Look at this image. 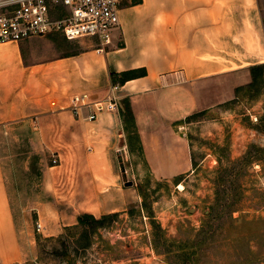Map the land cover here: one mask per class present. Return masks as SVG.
I'll return each mask as SVG.
<instances>
[{"label":"rangeland","instance_id":"374dc122","mask_svg":"<svg viewBox=\"0 0 264 264\" xmlns=\"http://www.w3.org/2000/svg\"><path fill=\"white\" fill-rule=\"evenodd\" d=\"M258 5L264 27V0ZM88 38L62 37L59 44L78 52ZM195 91L198 111L167 132L148 113L155 150L142 156L138 138L128 136L134 132L126 133L121 178L133 184L105 185L122 187L126 206L89 237L87 248L79 246L76 227L53 234L57 214L95 208L88 192L93 185H77L76 169L61 165L68 142L54 144L42 166L30 153L42 144L32 121L1 126L0 159L24 256L16 264H264V70L208 79ZM48 166H56L49 171L59 185L42 184ZM42 203L48 206L37 212Z\"/></svg>","mask_w":264,"mask_h":264},{"label":"crops","instance_id":"0c3cea01","mask_svg":"<svg viewBox=\"0 0 264 264\" xmlns=\"http://www.w3.org/2000/svg\"><path fill=\"white\" fill-rule=\"evenodd\" d=\"M119 21L110 43L88 38L90 44L78 52L63 50L61 33L0 44V127L32 121L35 141L42 144L30 153L42 166L45 153L55 151L54 144L68 142L69 148L60 153L65 161L61 165L76 169L77 185H93L87 189L93 195V211L57 214L56 235L76 225L82 213L101 216L126 206L123 188L105 185H125L121 177L126 169L119 156L124 149L128 156L125 138L130 132L124 131L118 111L99 113L93 120L88 119L91 108L74 113V96L103 100L114 86L110 73L146 69L143 77L115 84L118 100H131L137 131L128 136H138L143 156L156 149L150 111L167 132L198 111L195 86L264 63L258 0L126 1ZM135 107L142 111L137 113ZM55 167L44 168L43 185H59L49 171ZM6 185L0 159V264H16L24 256ZM41 206L48 205H38L37 212Z\"/></svg>","mask_w":264,"mask_h":264},{"label":"built area","instance_id":"2783aa9c","mask_svg":"<svg viewBox=\"0 0 264 264\" xmlns=\"http://www.w3.org/2000/svg\"><path fill=\"white\" fill-rule=\"evenodd\" d=\"M133 0H0V44L61 33L67 40L95 38L101 45L111 41L119 24V10ZM118 85L103 99L92 101L87 94L72 98L74 113L91 108L88 119L102 112H117ZM56 162V159L53 160ZM38 233L43 226L35 222Z\"/></svg>","mask_w":264,"mask_h":264},{"label":"trees","instance_id":"16d2710c","mask_svg":"<svg viewBox=\"0 0 264 264\" xmlns=\"http://www.w3.org/2000/svg\"><path fill=\"white\" fill-rule=\"evenodd\" d=\"M264 70V64L255 65L248 68V72L252 73V75H257V70ZM147 74L146 69H134L122 73H110L111 82L113 85L120 84L123 85L126 81L143 77ZM118 113L123 125V129L125 132H133L137 131L135 117L131 105V100L128 97H124L118 100ZM136 134V133H135ZM136 138L138 136L136 135ZM250 159L256 158L254 155L248 154ZM36 158V157H35ZM140 192V191H139ZM220 201H224L223 198H220ZM131 207L135 206L134 204L130 205ZM119 216V213H110L104 214L100 217H95L89 213H82L77 217V224L71 227H76L81 230V234L77 239V242L81 248H87L90 245L89 237L96 233L99 228H103L105 226L110 225L114 222ZM71 227H65L69 229ZM86 240L83 244L82 241ZM63 256L66 260H70V256L64 252Z\"/></svg>","mask_w":264,"mask_h":264},{"label":"water","instance_id":"95a60500","mask_svg":"<svg viewBox=\"0 0 264 264\" xmlns=\"http://www.w3.org/2000/svg\"><path fill=\"white\" fill-rule=\"evenodd\" d=\"M132 184H133L132 182H126L125 186H132Z\"/></svg>","mask_w":264,"mask_h":264},{"label":"bare ground","instance_id":"6f19581e","mask_svg":"<svg viewBox=\"0 0 264 264\" xmlns=\"http://www.w3.org/2000/svg\"><path fill=\"white\" fill-rule=\"evenodd\" d=\"M88 192H89V191H88ZM79 195H80V194H79ZM79 195H78V196H79ZM66 197H67V196H66ZM83 197H84V196H83ZM86 203H87V202H86ZM86 209H87V208H86ZM86 209H85V210H86ZM89 209H90V207H89Z\"/></svg>","mask_w":264,"mask_h":264}]
</instances>
